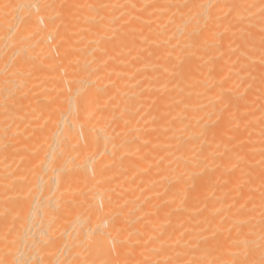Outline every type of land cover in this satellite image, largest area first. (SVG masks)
<instances>
[{
  "label": "bare ground",
  "instance_id": "obj_1",
  "mask_svg": "<svg viewBox=\"0 0 264 264\" xmlns=\"http://www.w3.org/2000/svg\"><path fill=\"white\" fill-rule=\"evenodd\" d=\"M0 264H264V0H0Z\"/></svg>",
  "mask_w": 264,
  "mask_h": 264
}]
</instances>
